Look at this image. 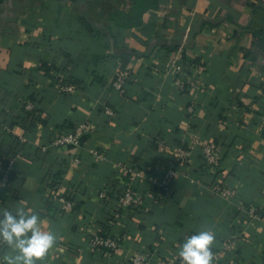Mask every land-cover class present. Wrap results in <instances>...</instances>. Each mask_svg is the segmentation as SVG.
<instances>
[{
    "label": "crops",
    "instance_id": "1",
    "mask_svg": "<svg viewBox=\"0 0 264 264\" xmlns=\"http://www.w3.org/2000/svg\"><path fill=\"white\" fill-rule=\"evenodd\" d=\"M117 1L0 0V162L20 153L0 212L35 209L57 233L38 264H130L138 253L151 264H177L183 240L203 229L215 233L212 250L235 243L222 264H264V219L248 212L255 205L264 215V42L256 35L264 40V0H161L145 16L153 30L104 21L98 27L110 32L98 33L80 22L82 3L97 20L99 2ZM169 41L179 48L168 52ZM131 51L142 56L128 64L132 76L119 94L110 82ZM173 57L190 68L185 91L169 73ZM203 61L208 73H194ZM59 74L77 81L74 94L59 95ZM84 123L91 130L80 147L52 146ZM209 142L221 149L216 169L205 166ZM178 147L192 156L176 159ZM128 166L142 175L134 185L141 208L120 201ZM173 168L180 175L162 185ZM228 180L238 190L230 199L215 190ZM10 254L0 241L5 264Z\"/></svg>",
    "mask_w": 264,
    "mask_h": 264
},
{
    "label": "built area",
    "instance_id": "2",
    "mask_svg": "<svg viewBox=\"0 0 264 264\" xmlns=\"http://www.w3.org/2000/svg\"><path fill=\"white\" fill-rule=\"evenodd\" d=\"M191 69H194V73L206 75L209 70V65L207 62L203 61L198 65L193 66ZM188 71H190V68L182 65L177 58L173 57L172 59H169V73L173 75L176 85L181 91H185L189 84V82L187 81ZM131 76L132 72L130 70H118V72L111 79V89L119 94H124L126 92L127 82H129ZM55 83L59 95H71L74 94L78 89V86L76 84L69 83L64 77L61 76H55ZM34 108L35 106L32 103H28L26 105V109L28 111H33ZM189 111H193V105L191 108H189ZM106 113L110 116L113 115V111L110 108H106ZM90 130V124H80L76 126L73 130H65L60 133L52 141L51 144L53 147H80L85 134ZM20 140L24 141V138H21ZM196 143H198V139H196ZM46 150L47 148H42V151ZM202 152L206 167L210 169H216L219 167V164L222 160V153L217 143L209 142L203 144ZM174 153L175 158L181 161L188 160L193 154L192 149H184L181 147L176 148ZM93 154L96 156V158H101L98 153L93 152ZM19 160L20 153L19 151H15L7 159L0 162V189L7 188L9 186L11 175L13 171L18 167ZM75 162L76 164H79L80 160L76 159ZM123 170V174L128 176L129 180L121 194V204L128 207L141 208L144 204V197L136 190L134 186L138 177L142 176L141 172L136 171L131 166L124 167ZM179 175L180 172L176 168L169 170L164 176V181L162 185L166 184L168 179L176 178ZM215 190L219 194L223 195L226 199L235 197L238 192V190L234 186L223 187L217 185ZM100 197L102 199L105 198L106 193L101 192ZM62 201L64 204V210L66 212L72 211V201L69 199H62ZM248 212L250 216H252L254 219H264V215L260 213V210L255 205L251 206L248 209ZM98 242L112 249L117 248V243L110 238L106 240L98 239ZM234 249L235 243L231 242L224 245L222 248L212 250L214 264H222L223 261L226 259V255L233 253ZM0 264H5V259L0 258ZM130 264H151V261L146 254L138 253L130 258ZM177 264H182L181 257H178Z\"/></svg>",
    "mask_w": 264,
    "mask_h": 264
},
{
    "label": "clouds",
    "instance_id": "3",
    "mask_svg": "<svg viewBox=\"0 0 264 264\" xmlns=\"http://www.w3.org/2000/svg\"><path fill=\"white\" fill-rule=\"evenodd\" d=\"M43 224L39 213L32 208L17 206L14 210L0 212V241L12 250L6 257L8 264H38L48 254L58 235ZM214 240L215 233L211 229L188 236L178 249L182 264H214Z\"/></svg>",
    "mask_w": 264,
    "mask_h": 264
},
{
    "label": "trees",
    "instance_id": "4",
    "mask_svg": "<svg viewBox=\"0 0 264 264\" xmlns=\"http://www.w3.org/2000/svg\"><path fill=\"white\" fill-rule=\"evenodd\" d=\"M86 5L87 10L82 11L78 8L77 12L80 15V22H82L83 26L88 31H95L98 33H101L103 31L110 32V29L107 28L103 24L104 21H112L116 24V26L120 28L125 29H131V28H144L148 30H153L155 28V25L151 22L145 21V16L151 12L158 10L161 5V0H118L116 4H110L109 2H102L98 3V8L101 7L102 9V15L95 20L92 15L96 12L95 9L91 8V5L89 2L82 3V8L84 9ZM102 17V19H100ZM256 35L259 37V39L264 42L263 38L260 36V33H256ZM179 43L169 41L168 45H165L166 50L168 52H173L179 48ZM141 57L142 55L136 51H131L130 53H125L123 55L122 59V66L120 67L122 70H130L128 64L134 57ZM47 69V68H46ZM48 71V70H46ZM64 77L69 83L77 84L73 78L66 76V75H57ZM37 110L30 111L31 115H35ZM35 113V114H34ZM75 127L71 128L70 130H73ZM20 174L19 169H15L11 175L10 183L7 188L0 189V192L2 193V196H5L11 191L12 185L16 182V177ZM1 177V176H0ZM230 180L224 182V187L230 186Z\"/></svg>",
    "mask_w": 264,
    "mask_h": 264
}]
</instances>
